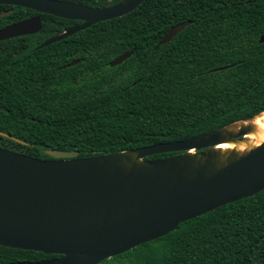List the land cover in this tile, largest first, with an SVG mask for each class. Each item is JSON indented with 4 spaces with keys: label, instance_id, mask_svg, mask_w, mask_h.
I'll use <instances>...</instances> for the list:
<instances>
[{
    "label": "trees",
    "instance_id": "1",
    "mask_svg": "<svg viewBox=\"0 0 264 264\" xmlns=\"http://www.w3.org/2000/svg\"><path fill=\"white\" fill-rule=\"evenodd\" d=\"M263 33L264 0H144L82 38L38 49L0 41V147L42 159L51 158L46 149L91 157L250 117L264 110ZM56 256L0 246V263ZM100 264H264V189Z\"/></svg>",
    "mask_w": 264,
    "mask_h": 264
},
{
    "label": "water",
    "instance_id": "2",
    "mask_svg": "<svg viewBox=\"0 0 264 264\" xmlns=\"http://www.w3.org/2000/svg\"><path fill=\"white\" fill-rule=\"evenodd\" d=\"M142 1L124 0L107 8L58 0H0V4L84 20L43 41L37 47L41 48L92 23L124 15ZM31 23L0 29V40L27 33ZM189 23L170 27L158 44L171 40ZM258 41L264 42V33ZM131 54H120L109 65ZM230 124L182 140L91 157L46 149L51 158L42 159L0 147V246L58 255L0 264H100L168 234L186 220L253 196L264 189V141L241 156L219 158L211 151L215 145L247 133L244 128L224 136L222 131ZM168 152L175 154L148 158Z\"/></svg>",
    "mask_w": 264,
    "mask_h": 264
},
{
    "label": "flooded vegetation",
    "instance_id": "3",
    "mask_svg": "<svg viewBox=\"0 0 264 264\" xmlns=\"http://www.w3.org/2000/svg\"><path fill=\"white\" fill-rule=\"evenodd\" d=\"M58 1L72 2V3L89 6V7H94V8H107V7L115 6L123 2L124 0H58ZM143 2L144 0L139 5H137L134 9L129 11L128 13L118 16V17H122L127 14H130L132 11L140 8ZM2 12H7V13L4 16L0 17V29L5 28L9 25L22 22V21H27V20H31L32 23L29 26L27 33L14 35V36H11L7 39L0 40V41L10 40L13 38H21L24 41H29L27 45H30L29 43L32 42V45H30L33 47L32 49H38L37 48L38 45L41 44L43 41L55 35L64 33L65 31H67L68 28L81 25L84 22V20L82 19L59 17V16H56L50 13L41 12L35 9H31V8H27V7H23L19 5L0 4V13ZM6 16H8V18L3 19ZM118 17H115V18H118ZM115 18H112V19H115ZM112 19L101 20V21L92 23L83 29H79L75 31L74 33L67 35L63 39L82 38V36L80 35L82 30L90 29L92 26L96 24L106 22ZM71 62H69L67 65H69Z\"/></svg>",
    "mask_w": 264,
    "mask_h": 264
},
{
    "label": "bare ground",
    "instance_id": "4",
    "mask_svg": "<svg viewBox=\"0 0 264 264\" xmlns=\"http://www.w3.org/2000/svg\"><path fill=\"white\" fill-rule=\"evenodd\" d=\"M247 129V133L237 140H225L215 145L211 151L219 158L227 156H241L251 149L259 146L264 141V111L247 119L238 120L223 129L224 136L234 135L241 129ZM194 153V149L189 151Z\"/></svg>",
    "mask_w": 264,
    "mask_h": 264
},
{
    "label": "rangeland",
    "instance_id": "5",
    "mask_svg": "<svg viewBox=\"0 0 264 264\" xmlns=\"http://www.w3.org/2000/svg\"><path fill=\"white\" fill-rule=\"evenodd\" d=\"M118 262H120V259L112 261V263H118Z\"/></svg>",
    "mask_w": 264,
    "mask_h": 264
}]
</instances>
